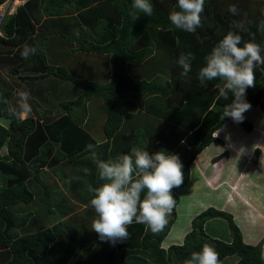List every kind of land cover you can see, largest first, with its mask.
<instances>
[{"label":"trees","instance_id":"obj_1","mask_svg":"<svg viewBox=\"0 0 264 264\" xmlns=\"http://www.w3.org/2000/svg\"><path fill=\"white\" fill-rule=\"evenodd\" d=\"M4 1L0 0V4ZM152 3V16L140 13V17L135 19L129 14L131 0H28L15 15L5 20L4 36H0V116L9 122L7 126L0 124V264H184L191 252L199 251L205 244L216 249L220 264L230 257H238L234 264H264L260 259L264 239L258 245L245 242L233 215L214 207L192 221V230L182 244H173L168 249L163 247L177 220V205L180 202L177 192L188 185L190 166L200 152L212 142L219 141L213 134L230 118H223V112L232 103L233 97L231 94L227 98L219 96L217 85L221 82L218 80L201 84L199 69L205 65V57L212 48L229 31L240 34L242 42L254 40L264 46V30H258V25L264 20V0H206L201 25L194 33L177 30L170 25L168 15L177 0H152ZM67 4H72L71 11L79 13L78 17L70 19L71 26L78 32L82 29L81 21L93 27L96 43L87 42L83 32L79 37L58 33L51 34L49 38L44 35L47 22L37 27L43 18L42 8H46L49 15L60 16ZM232 4L237 5V15L228 12ZM37 28L39 35L35 37ZM37 40L49 48L56 41L78 40L79 46L71 49V54L75 56L70 58L82 60L78 53L108 56L107 75L99 82L71 79L63 67L55 68L49 64L48 56L36 44ZM25 44L37 48V53L27 60L20 55ZM188 52L193 53L195 58L191 62V71L183 76L177 60L182 53ZM69 56H64L61 51V55L54 53L51 60L57 61L59 57L62 64H67ZM27 62L35 63L36 73L44 71L73 81L79 96L63 103L68 115L54 121L53 117L45 114L41 123L34 117L40 113V104L36 100L33 101L34 115L25 119L17 115L19 97L14 93L13 82L1 69L6 68L10 74L17 76ZM80 65H76L79 73ZM131 69L156 75L150 82L138 81L130 75ZM254 72L256 79L253 86L246 90V100L264 112V66ZM164 75L171 77L162 86L158 82ZM133 91L171 96L168 102L173 109L170 113H175V120L163 132L175 141L168 151L184 159L181 161L184 182L172 189L176 204L160 232L146 231L144 225L133 222L128 226L127 240L111 244L101 241L91 230L95 212L89 204L91 194L88 187H95L99 182L95 164L85 148L88 144L97 145L100 157L105 160L130 153V148L119 144L120 140L117 144H113L112 140L118 136L124 123L125 106L130 102L126 93ZM90 99L104 100L106 121L101 127L95 122L90 124L91 127L82 123L80 125L85 127L81 128L70 111L78 105L83 108ZM83 110L85 117L86 110ZM243 115L240 124L251 132L254 125ZM177 130L182 133L176 140ZM201 130L207 134L196 145L193 139ZM189 131L194 132L188 136ZM186 136L187 140L180 144ZM48 137L61 145L57 156L52 155V143ZM96 137L103 139L102 143H98ZM190 145L196 148L190 150ZM70 146H74V152H77L67 159L66 152ZM45 165L56 173L61 171L67 178L68 181H64L65 190L60 189L57 182L54 186L46 183L48 177L41 173L40 168ZM143 196L144 193L141 198ZM72 198L75 201H71ZM61 219L64 220L59 222ZM214 219L228 221L230 240L206 233V224ZM18 228L20 231H16Z\"/></svg>","mask_w":264,"mask_h":264},{"label":"clouds","instance_id":"obj_2","mask_svg":"<svg viewBox=\"0 0 264 264\" xmlns=\"http://www.w3.org/2000/svg\"><path fill=\"white\" fill-rule=\"evenodd\" d=\"M205 2L177 0L175 8L168 15L170 25L174 29L194 33L201 25ZM153 12L152 0H131L129 14L135 19L140 17V13L150 17ZM228 12L237 15V5H230ZM258 30H264V20L258 25ZM36 53V47L25 44L20 55L27 60ZM194 58L191 52L180 55L177 63L182 67L181 75H188ZM205 61V65L199 69V81L201 84L220 81L217 85L219 96L227 98L231 94L233 97L232 103L224 109L223 118L230 117L235 122H242L243 114L251 107L246 100V90L254 84V70L264 66V46L254 40L242 42L240 34L229 31L212 48ZM18 97L17 115L21 119L27 118L32 112L29 103L31 94L28 90H21ZM85 151L95 164L99 182L95 187H88L91 194L89 204L95 212L91 230L97 233L98 238L111 244L125 241L129 237L128 226L133 222L144 225L146 231L160 232L176 204L172 189L184 182L179 155L166 149L149 151L147 143L133 147L130 153H121L115 159H102L94 144L86 145ZM260 259L264 262V249L261 250ZM184 264H220L219 254L213 246L205 244L199 251L191 252Z\"/></svg>","mask_w":264,"mask_h":264},{"label":"crops","instance_id":"obj_3","mask_svg":"<svg viewBox=\"0 0 264 264\" xmlns=\"http://www.w3.org/2000/svg\"><path fill=\"white\" fill-rule=\"evenodd\" d=\"M46 8H42V14H43V18L41 20L40 23L37 24V27L43 25V23L48 24V28L44 31V35L47 36L49 38H51V34L55 35L58 33H64V36H71V37H75L78 36L79 34L81 35V32H83L85 34V39L87 40V42H97V38H96V32L93 29V27L88 26L86 23L82 22V29L81 32L76 31V29L71 26L72 23L70 21V19H73L75 17H78L79 13L78 12H74L71 11L73 9L72 4H67L65 5V7L63 8V15H49L47 13V11L45 10ZM69 23V24H68ZM39 29L37 28L35 37L38 34ZM57 40V39H56ZM82 41L84 39H81ZM100 42H102V37H100ZM36 44H38L39 46H41L42 49L45 50L47 56H48V62L51 66L58 68L63 67L65 70H67V73L71 76V79L73 78H78L80 80H86V79H92L95 81H100L101 79H103L105 77V75H107V72L109 70V62H108V56L102 55V54H84L82 55V53H78L81 56L80 61H75L76 59H71L68 60L69 63H65L61 62V59L58 57L57 61H53L51 60V57L54 53L61 55V51H63L64 56L65 55H70L68 59H70V57H74L75 55L71 54L72 51L71 49L73 47H78L79 43L78 40L75 42L67 40L63 43L56 41V43L53 44L52 48H49L48 46H42V43L40 42V40H37ZM74 49V48H73ZM50 50L52 51L50 53ZM78 55V56H79ZM84 56H86V58H84ZM67 59V57H66ZM102 63V66H100L99 64ZM77 64H81L80 66V73L78 72V70H76V65ZM38 68H40V65H38ZM102 69V76L101 73H99V76H101L102 78H97V72ZM3 71V73L8 77V79L10 81L13 82L14 84V93L18 95V92L21 90H28L31 94L29 103L32 106V112L30 115H34V107L33 104H35L33 101L36 100L39 104H40V108L39 110V115L35 114L34 117L35 119H38V121H40L41 123L43 122V117L45 114H47V116L49 118H54L55 120H58L59 118H61L62 116H66L69 113L64 109L63 107V103L65 102H69L74 100L78 95V88L75 87L76 85L73 83V81L69 80H64L63 78H60L58 76H55L53 74H48V72L44 73V71H36V66L35 63L33 62H27L24 64V67H21L20 72L17 76H13V74H10L8 72V69H1ZM74 70L77 71V74H75ZM131 73L130 75L138 80V81H142V80H147V81H151L154 79L155 77V73H152L151 75H146L144 74L145 72L138 70V69H131ZM137 72L139 73V75H137ZM82 73V74H81ZM85 73V74H83ZM141 74L144 76V78L141 76ZM26 75H28L29 77L22 79V77H25ZM98 76V77H99ZM38 77V78H37ZM170 75H165L163 76V79L160 80L158 83L159 85L165 86L167 81L170 80ZM126 96L128 98V100L130 101L126 106H125V115H124V123L123 126L121 128V130L118 133V136L116 138H114L112 140V143L115 144L117 140H120V144L121 145H125V146H129L126 142H121V139L119 138V135H124V133L127 131L128 132V137H125L126 140H130V144L135 147L137 145H141V139L145 140L144 138H141L140 134L144 135L147 134H151V138L149 144H148V150H150L151 146H162L160 144H158V142L156 141L158 138H156V135H154V131L156 130H162L164 131L165 129H167L166 126L170 125L172 123L173 120H175L174 115L175 113H170L173 111V109L171 108L170 102L169 101V94L164 96L163 94L157 92V93H151V92H137V91H133V92H127ZM103 99L99 100V99H95V100H88L83 106V108H81V105H78L77 107L72 108V110L70 111L71 115H73V117L75 119L76 124L79 126L80 124H87L91 127L90 124H92L93 122H95L96 124H98L100 127L103 126L104 122L106 121V113L104 110V106H103ZM83 109L86 110L85 113V117H83ZM172 110V111H171ZM77 114V115H76ZM247 114V113H246ZM245 114V115H246ZM82 115V116H81ZM248 116V115H246ZM3 118V119H1ZM249 118V117H247ZM25 119V118H24ZM5 120H7L6 122H4ZM231 118H229V120L226 121V125H229ZM250 121H252L253 125L254 121L252 119H250ZM8 119L5 117L0 116V124L1 125H8ZM223 126L221 127L219 130L216 131V135L217 133L220 131L221 129L225 131L226 135H227V130L228 128ZM234 123L231 124V128L233 127ZM242 126V125H241ZM81 128L85 127V126H81ZM238 125H235V132H242L243 134L245 132L244 129L242 130L241 128H239V131L237 130ZM184 128V127H183ZM186 128V127H185ZM139 129V130H137ZM256 128H254L255 130ZM194 131H189L188 132V136L191 135V133H193ZM140 133V134H139ZM253 133V132H252ZM52 143V148H53V154H56L57 156V152H59V146L60 143L58 144L57 142H55L53 139H51L50 137H48ZM98 143H102L101 141H103V139H98V137H96ZM156 138V139H155ZM167 138V135L163 134V140ZM168 138L169 140L173 143L175 141H173L170 137V135L168 134ZM219 138V137H218ZM217 138V139H218ZM135 140V141H134ZM185 140H187V136L184 138V140H182V142L180 144H183V142H185ZM220 140V139H218ZM253 144L251 146H254V149H252V151L256 152V155L259 156V166L256 165V167H261V171H254L253 175H250V177L252 178V182H256L258 183V181H260V176L263 174L261 172H264V151H261L259 149H261L260 146L261 142L259 141L258 143H256L254 141V139H251ZM164 142V141H163ZM240 145H243L246 143V139L245 138H241L239 140ZM213 145V146H212ZM221 144H218V142L214 141L212 142L209 146H207L202 152H200L196 158L194 159L192 165L190 166V176H189V182L188 185L185 186L184 188H181L178 190V195L180 198V202L177 205V220L175 222V224L172 226L168 236L166 237V239H168L169 236H171V234H175L177 235L176 239L172 240V242L170 244H168V247H163L165 249H168L169 246L173 245V244H182L184 241L185 236L191 231V229L189 228H179L177 231L174 229V227L177 225V222L179 223L181 219V212L183 207H189V206H193L194 203L196 201H198L199 196H195L193 199H190L189 202H186V204L183 201V196L187 195V189L190 186V183L192 182V177L194 174H197L198 176L196 177V181L198 182L199 185L203 186L202 189V196H206L208 192L212 193L215 192L216 190L222 189V186L227 185L228 183L233 184L234 182H230V181H234L232 180L230 177L235 176L237 179H239V183L237 185L240 186V188L243 187V190H239L237 192V195L240 198H244L245 196H247V192L249 191V185H250V180L246 179L245 176L247 177V171L245 170V165L243 166L242 164H240V162L238 161V156L237 155H233L231 158H233V163H229V168L226 169V166H223L224 163V157L221 155L216 156V154L218 153V149L220 148ZM195 146V145H194ZM132 147V148H133ZM242 147V146H241ZM130 148V150L132 149ZM177 148V146H176ZM175 148V149H176ZM195 147H192L191 145L189 146V149H195ZM242 150V149H241ZM77 152V151H75ZM74 146H70L69 150L66 152L67 153V159H69V157H71L72 155H74ZM259 153V154H258ZM229 151L225 152V158H228L230 156H228ZM249 158L252 157L253 154H249ZM221 157L219 160H216V158ZM239 156V160H240ZM257 158V157H256ZM63 160V158H61ZM184 160V159H183ZM181 160V161H183ZM226 161V160H225ZM236 161V163H235ZM214 166V168L217 171H214V169H212L211 166ZM42 169V174H46V176L49 178H52L51 184L52 186L55 185V183L57 182L60 187H62L63 190H65L64 188V181L67 182V178L63 175V173L61 171L59 172H55L52 168L48 167V165L45 166H41L40 167ZM250 170V168H249ZM250 174V173H249ZM206 178H209V180L206 181ZM216 178V179H215ZM230 178V180H229ZM259 178V179H258ZM54 179V180H53ZM204 180V181H203ZM192 185V184H191ZM243 185V186H242ZM207 186V187H205ZM210 186V187H209ZM209 187V188H208ZM205 189H207V191L205 192ZM257 190H259L260 192V187L258 184V187L256 188ZM262 189L264 190V186L262 187ZM201 188H197L196 193L198 191H200ZM255 189H253L254 191ZM193 194V193H191ZM250 193H248L249 195ZM255 196L257 197V199L262 202H264V198L263 197H259L258 194L255 193ZM234 195V194H233ZM204 198V197H202ZM245 200V199H244ZM71 201H75L73 198ZM260 201V202H261ZM199 202V201H198ZM242 202V201H241ZM240 202V203H241ZM246 202V201H244ZM237 203L238 205H242L243 208L246 207L243 204ZM243 203V202H242ZM180 205V206H179ZM205 206V203L201 206V207H197L196 212H192V214L188 215V223L190 224V221H193L199 214H201L202 212H204L205 210H207V208L209 207ZM83 208H86L85 206H82ZM218 206H215L214 208H217ZM210 208V207H209ZM219 210H222L219 208ZM223 211V210H222ZM250 211V212H249ZM226 212V211H225ZM252 212V213H251ZM247 214V222H246V226H249V228H247V231L244 230V228L242 227V225H240L237 221V219H235V221L237 222L238 226L241 228L243 236H244V240L247 243H251L252 245H258L259 243H261L264 239V231L261 229V232H259L257 234V227L264 223V213L262 212V214H256L254 213V211H251L250 209L245 212ZM234 217V216H233ZM179 219V220H178ZM64 219H61L59 222H61ZM216 220V219H214ZM212 221V220H211ZM212 222H208L206 224V233H209V224H211ZM213 228V227H212ZM175 230V231H174ZM190 230V231H189ZM16 231H20V229H16ZM214 231V229H213ZM165 239V240H166ZM164 240V243H165ZM236 258V257H234ZM230 258H227L225 261H227ZM224 261V262H225ZM223 262V263H224ZM237 262V259H235V261L233 260V264ZM222 263V264H223ZM232 264V263H231Z\"/></svg>","mask_w":264,"mask_h":264},{"label":"rangeland","instance_id":"obj_4","mask_svg":"<svg viewBox=\"0 0 264 264\" xmlns=\"http://www.w3.org/2000/svg\"><path fill=\"white\" fill-rule=\"evenodd\" d=\"M84 58H86V56H84ZM70 59H68V60H70ZM99 65L102 66V63ZM99 73H101V76H102V69H100L97 72V76H99ZM137 75H139L138 72H137ZM141 76L144 78V76L142 74H141ZM245 114L248 115L247 117H249L248 118L249 120L252 119L254 121V124H255L254 128H256V129L255 130L253 129L251 132H247L244 130L243 132H245V133L243 134L242 132H239V133L235 132V125L236 124L238 125V127H237L238 131H239V128L242 127L239 122H235L231 119L229 122V125H226V123H225L223 126L226 125L225 128H228L227 135H226L225 131L222 129H221V132L219 131L217 133V135H216V132L214 133V137L215 138L219 137L218 139H220L219 141H216V142H218V144H221V145H219L220 148L218 149V153L216 154L215 157L222 154V156L224 157L223 158L224 159L223 166L224 167L226 166V169H227V168H229V163L232 164L234 161L233 158H231V157L233 155H237L238 156L237 162H240V164H242L243 166L244 165L246 166L244 171H247L248 175H247V177L245 176V178L247 180L249 179L251 181L252 178L250 177V175H253L254 171H261V169H260L261 167H256V165L259 166L258 165L259 164V159H258L259 156L256 155L255 151H252V149H254V146H251L253 144L251 139H254L255 142L257 141L256 143H258L260 141L261 145L258 147H260L261 149H259V150H260V152L264 151V112L260 108L253 107L251 105V107L245 112ZM1 119H3V118H1ZM6 121L7 120H5L4 122H6ZM233 123H234V125L231 128V124H233ZM241 129L243 130L244 128H241ZM137 130H139V129H137ZM181 133H182V131L177 130V135L175 136L176 140H177V136L180 135ZM127 134H128V132L126 131L124 133V135L123 134L119 135V138L121 139V142H126L129 145V146H127L129 149V148H132L133 146L130 144L131 143L130 140H126L125 137H128ZM163 134L166 135V133L163 132L162 130L154 131V135H156V138H158L156 141L158 142V144H160L162 146H153L152 145L150 148L151 151H159L162 149L168 150L169 147L172 148V146L174 144L169 140L168 135H167V138L163 140ZM206 134L207 133L204 130H201L198 132L197 136L193 139L194 142H197L196 145L200 144V142L202 141L201 137L204 138L206 136ZM140 136H141V138L145 139V140H143V139L140 140L142 146H144L145 143L149 144L148 141H150L151 134H149V135L145 134V136L143 134L142 135L140 134ZM241 138L246 139V143L243 145H240V143H239V140ZM117 142H118V140L116 141V144H117ZM226 151H229V154H230V156L228 154V156H229L228 158H225V152ZM3 152L5 153L6 149H4ZM249 154H253L251 158H249V156H250ZM239 156L242 157V158H240V160H239ZM235 163H236V161H235ZM211 167H212V169H214V171H217L216 170L217 168L215 169L213 165ZM249 168H250V170H249ZM261 173H263V174L260 176L261 179H260V181H258V183L254 182V181L250 182L249 191H246L247 196H245L244 198H240L237 195V192L239 190H243V187L240 188V186L237 185L239 183L238 182L239 179H237L235 176H232V175L230 178L234 181H230V182H234L233 184L228 183L227 185L222 186L223 187L222 189L216 190L215 192H212V193L208 192L206 196H202L203 186L198 184V182H197L198 180L196 181V177L198 175L194 174L192 177V182L190 183V186L186 190L187 195L183 196V201L186 204V202H189L190 199H193L195 196H199V199H198L199 202L196 201L193 206H189L187 208L183 207L182 212H181V216L179 218L181 220L179 223L177 222V225L174 227V229L177 231L179 228H183V227L185 228L186 227V228H189L192 230V221H190V224L188 223V215L192 214V212H196L197 207H201L205 203V206H208V205H210L209 207L218 206L217 207L218 209L220 208L223 211H226L229 214L233 215L234 218L237 219L238 223L240 225H242L244 230L247 231V228H249V226H246L247 214L245 212H247L250 209L251 211H254L255 215L256 214L261 215L262 212L264 213V202H262L261 200H260L261 201L260 202L254 194V191H255L256 194L260 193L258 195L259 197L261 196L264 198V190L262 189V187L264 186V172H261ZM230 178H229V180H230ZM51 179L52 178H50V179L48 178L46 180V183L51 185V181H52ZM207 180H209V178H206V181ZM258 184L260 187V192H259V190L256 189L258 187ZM205 187H207V186H205ZM197 188L198 189L201 188V190L196 193ZM60 189H62V187H60ZM253 189H255V190L253 191ZM206 191H207V189H205V192ZM191 193H193V194H191ZM248 193H250V194L248 195ZM202 197H204V198H202ZM244 201H246V202H244ZM237 203L245 205L246 210H245V208L242 207V205H238ZM171 215L172 214L169 213L168 218L171 217ZM210 222H212V223L209 224V227H208L209 233H210L209 235H211L212 237H218V238L224 239L225 241L230 240L231 234H230L229 224H228L227 220L216 219V220H212ZM213 229H214V231H213ZM257 229H258L257 234L259 232H261V229L264 231V223L260 224L257 227ZM176 237H177V235L172 233L171 236H169L168 239L165 240V243H163L164 247L167 248L168 244H170L172 242V240L176 239ZM249 244H251V243H249ZM235 259L238 260V257H236V258L230 257V259L225 261L223 264H231V263L233 264V260L235 261Z\"/></svg>","mask_w":264,"mask_h":264},{"label":"built area","instance_id":"obj_5","mask_svg":"<svg viewBox=\"0 0 264 264\" xmlns=\"http://www.w3.org/2000/svg\"><path fill=\"white\" fill-rule=\"evenodd\" d=\"M28 0H5L0 4V36H4L3 26L9 16L16 14L20 6L25 5Z\"/></svg>","mask_w":264,"mask_h":264}]
</instances>
